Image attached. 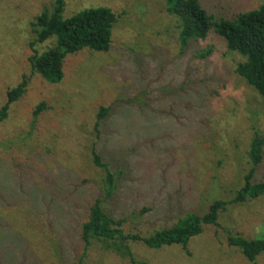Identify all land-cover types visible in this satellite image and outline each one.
<instances>
[{
  "label": "rangeland",
  "instance_id": "rangeland-1",
  "mask_svg": "<svg viewBox=\"0 0 264 264\" xmlns=\"http://www.w3.org/2000/svg\"><path fill=\"white\" fill-rule=\"evenodd\" d=\"M216 20L257 10L264 0H198ZM53 0H0V110L29 78L25 95L0 125V264H75L82 225L97 199L123 220L126 234L149 237L187 214L230 201L250 171L256 133L264 135V99L236 73L244 58L212 32L181 52L179 20L165 0H66L64 18L106 7L117 15L112 49L67 57L53 85L32 73V23ZM36 46L42 54L54 46ZM210 51L209 57L201 56ZM45 108L35 117L41 104ZM111 108L98 135L100 109ZM102 161L119 176L106 199ZM264 181V160L253 182ZM264 239V196L228 206L187 251L128 242L139 264H250L228 244ZM93 240L84 264H131ZM264 264V253L258 258Z\"/></svg>",
  "mask_w": 264,
  "mask_h": 264
},
{
  "label": "trees",
  "instance_id": "trees-1",
  "mask_svg": "<svg viewBox=\"0 0 264 264\" xmlns=\"http://www.w3.org/2000/svg\"><path fill=\"white\" fill-rule=\"evenodd\" d=\"M167 12L179 20V41L181 52H185L193 41L206 40L212 32L223 38L229 52L244 58L236 68V73L248 85L253 87L264 99V5L257 10L238 14L233 19L216 20L203 8L198 0H165ZM66 0H53L51 8H46L32 23L36 35L31 43L33 54L29 58L32 73L41 76L46 82L56 85L64 78V64L68 56L85 49L98 53H108L112 49L113 29L118 22L113 10L100 7L85 9L69 18H64ZM55 40L54 46L39 54L37 45ZM210 51L203 54L209 57ZM29 78L22 81L8 92L7 103L0 110V125L9 117L12 104L18 102L26 93ZM45 104L41 103L35 117ZM111 108L100 109L95 129L100 128L109 116ZM94 164L105 171L106 199H110L117 190L119 176L111 172L109 165L102 161L97 146L93 148ZM250 171L245 176V184L230 201H215L208 211L199 215L187 214L172 227L156 231L149 237L138 234H126L123 220H116L104 209V200L97 199L90 208L87 222L82 225L84 253L75 264H84L93 240L106 243L108 251L121 254L130 259L131 264H139L134 259L129 247L130 241L158 250L164 247L181 245L187 251L190 240L202 234L206 226H218L219 219L230 205L245 204L264 196V181L254 183L253 178L264 160V135L255 134L249 151ZM230 247L237 248L250 264H259L257 258L264 253V239H247L242 235L228 238ZM145 264V263H141Z\"/></svg>",
  "mask_w": 264,
  "mask_h": 264
}]
</instances>
